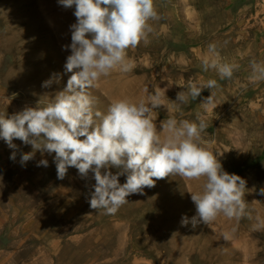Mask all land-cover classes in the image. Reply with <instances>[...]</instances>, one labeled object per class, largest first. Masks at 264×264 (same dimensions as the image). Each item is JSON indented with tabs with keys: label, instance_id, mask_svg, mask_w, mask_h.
Wrapping results in <instances>:
<instances>
[{
	"label": "rangeland",
	"instance_id": "374dc122",
	"mask_svg": "<svg viewBox=\"0 0 264 264\" xmlns=\"http://www.w3.org/2000/svg\"><path fill=\"white\" fill-rule=\"evenodd\" d=\"M0 264H264V0H0Z\"/></svg>",
	"mask_w": 264,
	"mask_h": 264
}]
</instances>
